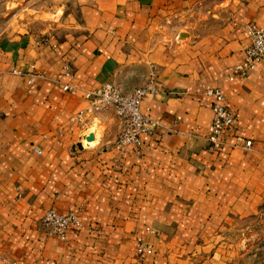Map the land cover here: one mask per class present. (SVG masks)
I'll use <instances>...</instances> for the list:
<instances>
[{"label": "crops", "instance_id": "crops-1", "mask_svg": "<svg viewBox=\"0 0 264 264\" xmlns=\"http://www.w3.org/2000/svg\"><path fill=\"white\" fill-rule=\"evenodd\" d=\"M67 1L46 37L0 41V264H229L232 223L264 199V56L233 71L249 45L242 27L264 28V0ZM150 75L139 111L157 127L119 154V120L82 91L128 94ZM208 89L234 116L214 151ZM47 210L81 226L47 234ZM137 243L150 251L136 255Z\"/></svg>", "mask_w": 264, "mask_h": 264}, {"label": "built area", "instance_id": "built-area-1", "mask_svg": "<svg viewBox=\"0 0 264 264\" xmlns=\"http://www.w3.org/2000/svg\"><path fill=\"white\" fill-rule=\"evenodd\" d=\"M246 34L249 45L243 51V58L233 71L238 76H245L264 56V28L254 24H246L242 27ZM15 75H22L19 70H14ZM26 83L29 85L37 76L34 73L27 74ZM62 76L70 77L68 65L62 66ZM228 80H232L231 77ZM61 90L72 93L76 88L62 84ZM83 98L91 111L99 112L110 109L116 119L119 120L120 130L114 142V147L119 154H123L127 148L136 150L140 146V138L148 135L157 127V121L151 120L139 111L141 98L147 94L155 93L154 78L150 75L147 82L140 87L134 88L130 93L123 94L118 87L112 84H103L93 90H83ZM206 95L212 98L210 106L211 120L207 127L205 140L210 151L217 150L221 144L223 131L230 129L233 125L234 116L225 105L224 97L219 89H208ZM82 116L77 115L79 121ZM235 145L241 149H248L250 141L235 138ZM40 225L47 234L55 235L60 240L69 229H78L81 224L74 213L59 214L54 210H47L40 218ZM148 233H154L148 229ZM150 251V246L137 243L135 253L138 256Z\"/></svg>", "mask_w": 264, "mask_h": 264}, {"label": "rangeland", "instance_id": "rangeland-1", "mask_svg": "<svg viewBox=\"0 0 264 264\" xmlns=\"http://www.w3.org/2000/svg\"><path fill=\"white\" fill-rule=\"evenodd\" d=\"M67 0H0V41L33 33L46 37L68 10ZM229 264H264V199L254 214L232 223Z\"/></svg>", "mask_w": 264, "mask_h": 264}, {"label": "water", "instance_id": "water-1", "mask_svg": "<svg viewBox=\"0 0 264 264\" xmlns=\"http://www.w3.org/2000/svg\"><path fill=\"white\" fill-rule=\"evenodd\" d=\"M83 139L85 140V141H91L92 140V135H87V136H84L83 137ZM76 147H79V145H77Z\"/></svg>", "mask_w": 264, "mask_h": 264}]
</instances>
